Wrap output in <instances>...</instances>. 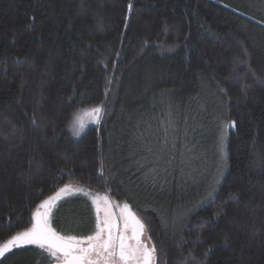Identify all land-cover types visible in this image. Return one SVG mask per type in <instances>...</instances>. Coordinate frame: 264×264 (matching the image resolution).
I'll return each instance as SVG.
<instances>
[{
  "label": "trees",
  "instance_id": "1",
  "mask_svg": "<svg viewBox=\"0 0 264 264\" xmlns=\"http://www.w3.org/2000/svg\"><path fill=\"white\" fill-rule=\"evenodd\" d=\"M72 184L129 205L155 264H264V0H0V244ZM96 219L75 193L50 224ZM41 251L0 264L56 262Z\"/></svg>",
  "mask_w": 264,
  "mask_h": 264
},
{
  "label": "snow or ice",
  "instance_id": "2",
  "mask_svg": "<svg viewBox=\"0 0 264 264\" xmlns=\"http://www.w3.org/2000/svg\"><path fill=\"white\" fill-rule=\"evenodd\" d=\"M133 8V4L129 3V13ZM106 106L101 104L94 108L87 110L88 114L92 116L94 123L99 124L103 118L104 108ZM76 123L73 124L75 128V135H79L83 131L85 124L79 116L76 117ZM35 122V121H33ZM236 126V121H230L226 127ZM224 138L221 137L220 149L224 152ZM224 171L223 165L218 169L217 179L208 186L207 196L212 197L216 191V185L219 182V178L222 177ZM105 175V169L100 168V177L103 179ZM149 174L146 173V178ZM153 182L156 181L157 174L153 172L151 174ZM70 190L69 186L60 189L55 196L48 197L43 201L42 207H45L43 213L37 211L34 213V223L31 228H27L23 231L16 232L10 239L6 240L3 244H0V258L6 256V253L10 252L13 248L22 247L24 245H36L41 251L40 255L44 260H50L54 258L56 264H155L156 247L153 244L150 248L139 242V236L137 235V244L130 245L126 243V238L123 235H114V224L101 223L99 216L97 215L95 232L93 235H89L83 238H77L75 236H62L57 233L50 225L49 212L52 207V203L60 196L61 192ZM76 191H80L77 189ZM236 199L235 195L232 197ZM96 201L93 200V203ZM125 209L129 206L124 205ZM219 215V213H218ZM139 232L144 230V225L135 219ZM227 242V236L225 237Z\"/></svg>",
  "mask_w": 264,
  "mask_h": 264
},
{
  "label": "rangeland",
  "instance_id": "3",
  "mask_svg": "<svg viewBox=\"0 0 264 264\" xmlns=\"http://www.w3.org/2000/svg\"><path fill=\"white\" fill-rule=\"evenodd\" d=\"M87 110H89V109H87ZM87 110L81 111L80 113H78L75 116V118L72 122V126H71L73 132H75V128L73 127V124L76 123V126L77 127L79 126L78 122L76 121L77 116L80 117V119L84 122L85 125L97 124V123L93 122L92 116L88 114ZM153 145H154V151L156 152V155H158L157 153L162 152L163 147L159 148L160 145L158 144L157 140H155L153 142ZM156 155H155V158H156ZM159 157H161V156H159ZM155 158H154V162L157 163ZM68 186H69L70 190H68L66 192H61L60 196L52 203V207L50 208V212H49V219L51 217L52 209L54 208V206L64 197L69 196L71 194H75V193L89 194L92 197V201L93 200L96 201L93 204L95 206L96 213L99 216L100 222L102 224L105 222L113 224L117 220V217H118L121 220L123 225L124 224L130 225L131 222L129 224H128V222L133 219V214H134L135 218L137 219V215L135 214V212L132 210V208L129 205H128L129 207L127 209H125V207H124L125 204L117 203V202L111 200L105 194L90 193V192L84 190V188L82 186H79V185L72 184V185H68ZM77 189H79L80 191H76ZM40 210H41V213H43L46 209H45V207L41 206ZM145 241L147 242L148 247L150 248L151 243L148 240L147 235L145 237Z\"/></svg>",
  "mask_w": 264,
  "mask_h": 264
},
{
  "label": "flooded vegetation",
  "instance_id": "4",
  "mask_svg": "<svg viewBox=\"0 0 264 264\" xmlns=\"http://www.w3.org/2000/svg\"><path fill=\"white\" fill-rule=\"evenodd\" d=\"M130 222H131L130 225H127V224L123 225L121 220L117 217V220L113 223L115 225L113 229L114 235H123L126 238V243L130 245L137 244V235H138L139 242L148 246L147 242L145 241V237H146L145 229L142 232H139L138 226L135 220L134 219L130 220L128 224Z\"/></svg>",
  "mask_w": 264,
  "mask_h": 264
},
{
  "label": "water",
  "instance_id": "5",
  "mask_svg": "<svg viewBox=\"0 0 264 264\" xmlns=\"http://www.w3.org/2000/svg\"><path fill=\"white\" fill-rule=\"evenodd\" d=\"M38 211H39V212H41V210H40V209H39ZM53 264H56V262H54Z\"/></svg>",
  "mask_w": 264,
  "mask_h": 264
}]
</instances>
